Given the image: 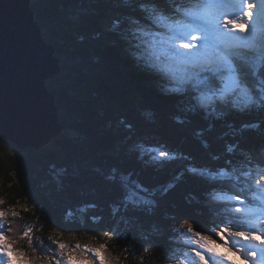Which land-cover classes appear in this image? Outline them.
<instances>
[{
    "label": "trees",
    "instance_id": "1",
    "mask_svg": "<svg viewBox=\"0 0 264 264\" xmlns=\"http://www.w3.org/2000/svg\"><path fill=\"white\" fill-rule=\"evenodd\" d=\"M32 7L63 62L64 76L47 84L69 134L41 151L20 150L0 136V204L8 209L4 232L17 262L56 263L61 250L52 241L59 240L63 251L90 264L99 262L83 246L101 244L110 263L167 264L185 242L174 220L213 232L231 216H245L234 207L260 203L242 173L256 175L264 159V109L220 118L189 111L187 95L167 92L170 81L133 55L140 43L133 31L122 39L113 28L117 20L123 29L127 17H144L138 2L37 0ZM229 145L237 146L234 153ZM160 149L175 158L154 160ZM227 161L236 170L223 190L190 171L215 170ZM125 178L142 185L147 191L141 195L152 203H129L125 211V197L132 195ZM234 194L245 203L227 199ZM77 243L81 249L73 251Z\"/></svg>",
    "mask_w": 264,
    "mask_h": 264
},
{
    "label": "snow or ice",
    "instance_id": "2",
    "mask_svg": "<svg viewBox=\"0 0 264 264\" xmlns=\"http://www.w3.org/2000/svg\"><path fill=\"white\" fill-rule=\"evenodd\" d=\"M131 2L139 3V8L146 14L145 19L149 24L145 25L137 18L127 17L129 25L121 29L122 21L117 20L113 25L114 30L117 31L118 36L126 39L127 34L135 29L133 38L139 39L140 43L136 45L138 51L133 55L138 60L144 61L148 67L162 73L170 81L167 92L186 94L189 111L203 110L209 116L220 118L232 110L246 113L264 109V71L260 70L264 68V0H179V2L164 0L173 5L170 11L160 6L161 0H131ZM152 28L164 29V31L154 32ZM252 126L254 125H244L246 128ZM236 148L237 146L229 145L227 151L234 153ZM164 157L175 158L164 149L156 151L152 158L157 160ZM158 162L164 161L160 159ZM245 163L250 165L252 161L246 158ZM229 165L231 161H227L225 167L215 170L190 169V171L203 175L213 185H221L223 190V187L233 179L228 173L236 170L234 165L231 168ZM256 171V176H252L251 172H244L242 175L246 180L251 178L249 190L257 189L253 192L252 198L259 200V205L244 209L245 216H231L225 226L220 227L215 233L224 242L223 245L218 246L228 247L229 251H233V248L229 247V238L259 243L261 246L259 259H257L256 244L248 248L241 246L235 249L243 255L244 264H248L249 258L253 260V264H264V238H262L264 236V159L257 161ZM123 187L132 194L125 197V211L128 210L129 203L137 208L142 203H152L141 195L147 190L142 185L130 181V178H125ZM227 199L245 203L241 194L231 195ZM241 212V207H234V213ZM257 214H259L257 220L250 219ZM6 215L7 213L0 211V217ZM12 215L15 217L18 214L13 211ZM253 223L262 226L259 232L254 227H248ZM185 224L187 227V232L183 233L186 237L185 242L203 250L192 248L193 255L189 264H209L210 261L211 264H224L228 261L226 254H221L210 246L209 242L217 243L211 236L195 231L192 224L187 221ZM2 228L3 225L0 224V229ZM30 232L31 229H28L23 235L28 237ZM52 242L61 250L59 254L63 256L65 243L59 240ZM106 247V244H101L98 248L85 245L83 251L85 254L91 253L99 264H110L103 254ZM79 249L81 245L77 243L73 251ZM132 250L133 255L138 252L135 243L132 244ZM0 254H2L0 260L6 255L8 264H13V249L8 244V237L4 231H0ZM187 255L188 253H185V256ZM56 264L60 262L57 260ZM67 264H77V261L72 255H68ZM80 264H90V262L81 261ZM229 264L235 262L229 261Z\"/></svg>",
    "mask_w": 264,
    "mask_h": 264
},
{
    "label": "water",
    "instance_id": "3",
    "mask_svg": "<svg viewBox=\"0 0 264 264\" xmlns=\"http://www.w3.org/2000/svg\"><path fill=\"white\" fill-rule=\"evenodd\" d=\"M32 0H0V136L41 151L64 132L47 81L62 74Z\"/></svg>",
    "mask_w": 264,
    "mask_h": 264
},
{
    "label": "rangeland",
    "instance_id": "4",
    "mask_svg": "<svg viewBox=\"0 0 264 264\" xmlns=\"http://www.w3.org/2000/svg\"><path fill=\"white\" fill-rule=\"evenodd\" d=\"M160 6L163 7L166 11H170L172 9V7H173L172 4H169L167 6H163V5H160ZM137 19L141 20L142 24H145V25L149 24V21H147L146 19H142V18H137ZM133 30H135V29H133ZM152 31H154V32H163L164 29L152 28ZM146 39H150V37H146ZM55 140L53 139L52 143L50 145H52L55 142ZM26 150H28V149H26ZM32 150H35V149L32 148ZM109 154H110V151H109ZM256 175H252V176H256ZM247 181H248V184L250 185L251 178H248ZM256 191H257V189H255V188L251 189V194H253V192H256ZM257 194H259V193L257 192ZM0 198H1V196H0ZM134 198L136 199V197H134ZM257 205H259V203ZM0 211L7 212L8 209L6 207L1 206V204H0ZM258 217H259V214H257V216L250 217V219L255 221V220H257ZM185 221H187V223H189V224H192L193 229L195 231H201L203 235L211 236L212 239L217 242L216 244H211V242H209V243H210V246L215 248L218 252H220L221 254H226L227 255L228 261H225L224 264H229V261H234L235 264H244L243 255L241 253H239V252H236L235 249L239 248L241 246H244L245 248H248V247H251L253 244L257 245V249H256L257 250V259H259V256H260L259 247H261V246H259L258 242H250V241H243L242 239L241 240H237L236 238H229V247L233 248V251H229L228 247L218 246V245H223L224 242L222 240H220L219 237L216 236V234H215L216 233V229L213 232L204 230V229L200 228L199 226H197L191 220H183V221H180L179 223H177L178 222L177 220H174V224L179 225L180 228H182V232L179 231L180 239H186V237L183 235V233L187 232V227H186ZM182 225H184V227H181ZM251 226L254 227V228H258L257 229L258 232L260 231V229L262 227L259 223H253V224H251ZM177 238H179V237H177ZM262 238H264V236H262ZM192 248H197V250H201V249L198 248V246H196L194 244H189V243L184 242V244L182 246V251L180 252V255H179V257H180L179 261H171L169 264H183L182 263L183 259H185V263L184 264H189L190 257L193 255V253L191 251ZM201 251H203V250H201ZM185 253H188V255L185 256ZM103 254H104V256H105V258L107 260L108 259L107 258V254L104 252V250H103ZM68 255H72L74 257V259L77 261V264H80L81 261H85V259H83L82 257L78 256L75 253H72V251H69V253H65L64 256H63V264H67ZM16 264H26V263L22 262V263H16ZM36 264H48V263L40 261V262H37ZM110 264H114V263L111 262ZM209 264H211V261L209 262ZM248 264H253V260L251 258L248 259Z\"/></svg>",
    "mask_w": 264,
    "mask_h": 264
},
{
    "label": "bare ground",
    "instance_id": "5",
    "mask_svg": "<svg viewBox=\"0 0 264 264\" xmlns=\"http://www.w3.org/2000/svg\"><path fill=\"white\" fill-rule=\"evenodd\" d=\"M170 7V6H169ZM171 8V7H170ZM1 263H3V262H1Z\"/></svg>",
    "mask_w": 264,
    "mask_h": 264
}]
</instances>
